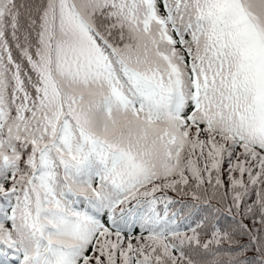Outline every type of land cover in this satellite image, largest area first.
I'll list each match as a JSON object with an SVG mask.
<instances>
[{"label":"snow or ice","instance_id":"1","mask_svg":"<svg viewBox=\"0 0 264 264\" xmlns=\"http://www.w3.org/2000/svg\"><path fill=\"white\" fill-rule=\"evenodd\" d=\"M0 264H264V0H0Z\"/></svg>","mask_w":264,"mask_h":264}]
</instances>
